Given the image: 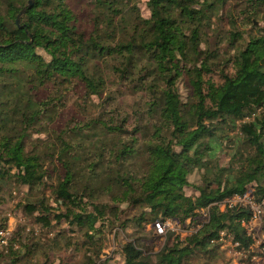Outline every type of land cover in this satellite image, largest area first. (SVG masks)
Returning a JSON list of instances; mask_svg holds the SVG:
<instances>
[{
  "label": "trees",
  "instance_id": "1",
  "mask_svg": "<svg viewBox=\"0 0 264 264\" xmlns=\"http://www.w3.org/2000/svg\"><path fill=\"white\" fill-rule=\"evenodd\" d=\"M32 1L27 8L29 0H0V185L11 182L27 192L46 187L51 167L45 163L56 158L60 175L50 186L57 209L45 198L26 207L38 211L35 220L44 226L53 228L52 220L56 224L64 220L70 230L80 232L82 242L75 241L72 246L73 250L89 249L86 264L97 262L98 252L92 248L103 225L109 223L106 212L113 210L116 215L122 204L139 212L135 223L140 225L166 218L184 221L196 210L242 194L247 187H254L257 197L264 195V114L234 125L247 110L264 107V35L250 37L231 62L232 72L223 70L216 83L209 62L213 53L198 49L199 27L214 14L221 0H147V19L138 15L134 7L137 0H87L95 11L94 28L88 35L78 30L67 0ZM251 1L256 2L251 14L253 7L264 5V0ZM22 9L25 12L17 24ZM101 59L118 61V77L140 95V109L131 114L109 111L108 120L99 117L95 122H67L57 131L58 146H48L40 137L34 139V134L48 129L47 124H56L55 114L49 110L52 101L48 96L39 100L37 93L47 87L61 91L79 82L88 102L93 103V97L101 99L107 79L93 64ZM178 82L185 85L184 99ZM227 121L230 131H239V144L232 146V166L220 168L217 160L226 141L230 145L237 139L216 132ZM95 125L102 130L105 142L115 140L108 151L112 162L96 169L102 161V147L98 146L97 160L87 164L93 174L91 183L76 192L71 170L74 147L66 142V132L89 136L88 130ZM67 152L70 160L66 162L63 156ZM136 159L139 174L132 168ZM195 170L203 171L201 185L193 190L197 195L186 196L188 176ZM89 185L90 193L102 191L109 202L90 201L91 210L82 213V195ZM242 218L247 214L220 213L212 208L207 225L165 246L153 258L145 255L149 250L138 240L125 243L122 263L193 264L196 257L210 260L218 252L224 254L211 244L221 230L232 233L240 247L247 248L251 240L240 226ZM60 231L57 239L65 233ZM23 239L17 250L0 255L8 259L6 263L17 264L30 256L32 250L23 246ZM39 258L36 255L34 263ZM42 258L40 264H45L47 256Z\"/></svg>",
  "mask_w": 264,
  "mask_h": 264
},
{
  "label": "rangeland",
  "instance_id": "2",
  "mask_svg": "<svg viewBox=\"0 0 264 264\" xmlns=\"http://www.w3.org/2000/svg\"><path fill=\"white\" fill-rule=\"evenodd\" d=\"M67 1L76 17L78 30L88 35L91 29L94 28L95 11L92 9V5L87 0ZM146 1L147 0H137L134 5L138 15L142 19L149 18ZM255 3L256 2L251 0H221V3L216 5L214 14L210 15L208 20H204L203 24L199 27L201 41L199 42L198 49L199 51L204 50L205 52L209 50L210 53H213L209 62L214 68L212 73V80L214 82L218 83L219 75L223 70L229 73L232 72L233 67L231 62L234 61L238 52L246 47L250 37L264 35V31H262L264 27V5L262 4L258 8L253 7L254 12L251 14V7L254 6ZM250 22H253V24L251 25ZM233 24L235 25L234 28ZM189 33V31L186 32V34ZM42 56L48 60V57L43 54ZM194 60L195 58L191 59L192 62H194ZM96 62L97 65L95 63L93 64L99 66L98 69L103 71V77L107 79L105 80L106 85L101 99L93 97L90 98L93 103L88 102L89 98L84 95L83 87L79 82L71 83L69 86L62 88L61 91L51 87L43 88L42 91L37 93V98L44 101L46 100V96H48V99L52 101L49 110H51V113L55 114L56 124L51 126L44 120L42 126L45 128L47 124L48 129H41L44 132L34 134V139L40 137L46 141V145L55 144L58 146L57 131L67 122L69 125L72 124V120L95 122L99 117L108 120L109 111L114 112L117 109L131 114L140 109L139 102L142 100L140 95L134 94L129 82H122L118 77L115 69L118 61L115 59H101L99 61L96 60ZM177 86L182 99H184L186 97L185 85L183 82H178ZM245 114L246 115L241 120H238L234 124L235 126H240L242 124L241 122H245V118H248L249 121L258 118L264 114V107L252 108L251 110H247ZM111 115H113V113H111ZM228 123L227 121L226 124H221L216 129V132H218L220 136L223 134L229 135L232 139L240 136L236 128H233L232 131L228 129ZM132 124L131 120L129 126L131 127ZM71 127H73V125H71ZM94 127L95 128L88 130L89 136L66 132V142L74 147L71 152L75 160L71 165V170L73 171L72 187H74L76 192L79 188L83 190L85 185L91 183L93 174L91 173V168L87 164L90 161L97 160V154L99 153L97 151L98 146L101 145L102 147L100 156L102 161L96 169L99 171L101 167L108 166V164L112 162L108 151L113 148L112 142H115V140L105 142L101 133L102 130L99 129V127L97 129V125ZM47 130L48 133L45 132ZM93 133L95 135H93ZM105 136L109 138V136ZM238 141L239 139L237 138L234 143L230 145H228L226 141L224 151L220 153L217 160V164L220 168L232 166V158L235 153V148L232 146H237L239 144ZM46 145L42 146V148L44 149ZM63 158L66 162L70 160L68 152L64 154ZM138 159L134 161L132 166L133 171H137V174H139L140 170V162ZM50 160L45 163V165L51 167L49 172L50 178L46 181V187H35L33 190L27 192L25 187L16 184L12 185L11 182L0 185L1 221L6 222L8 218L12 219L15 227L14 243H16L19 248L20 238L23 237V246L32 250L27 259H23L17 264L43 263V255L47 256L45 264H86L85 261L88 260L90 256L89 249L79 248L78 250H73L72 246L75 241L82 242V236L78 234L80 232H73L70 230L69 223L64 220H61L59 224H56V221L52 220L50 226H53V228L44 226L39 221L35 220L38 211L33 212L26 207L28 204L37 203L42 198H45L48 200V203L52 204V189L50 185L51 183L57 182L60 175L59 169L61 167L59 164L55 163L56 158H54V161ZM202 172V170H195L188 176L189 187L184 189V194L186 196L197 195V192L193 190L201 185ZM91 188L92 187L89 185V188L83 193V203L81 204L82 207L79 212H89L91 210L90 201L97 200L103 204L109 202L107 196L102 191L97 194L90 193ZM112 195L114 194L112 193ZM52 206L57 209L54 204H52ZM112 206L113 205L110 204V207ZM138 214V211L128 208L126 204L119 206L116 215L113 210L111 212H109V210L106 212L109 223L103 225L104 227L101 229V235L95 237L96 240H98L97 245L92 248L93 252L96 254L98 252L96 264H123V257L121 255L122 246L128 242L138 240L140 244H144L149 250L145 255H149L153 258L165 246H171L174 241H180L185 238L176 237L173 234H167L163 238L156 237L150 227L151 221H144L140 225L135 223V218ZM147 220H150L149 217ZM60 230H63L65 233L61 238L57 239L56 235L61 232ZM220 250L223 251L224 254L218 252L215 254V257L210 260L196 257L192 260V263L251 264L249 260L253 255H257L259 248L255 246L250 255L242 250L241 254L234 258H231L227 251ZM8 254L0 252V255L6 256ZM36 255L40 258L39 262L34 263V257ZM262 259L263 256L261 255L259 263H261ZM5 260L8 259L0 257V264H9L6 263Z\"/></svg>",
  "mask_w": 264,
  "mask_h": 264
},
{
  "label": "built area",
  "instance_id": "3",
  "mask_svg": "<svg viewBox=\"0 0 264 264\" xmlns=\"http://www.w3.org/2000/svg\"><path fill=\"white\" fill-rule=\"evenodd\" d=\"M245 119V121H249L248 118ZM212 208H215L220 213L230 211L247 212V218L240 220V226L245 230V235L251 242L247 248L240 247L239 242L234 240L232 233L221 230L211 240V244L227 251L231 258L238 257L242 250L250 255L252 249L256 246L259 248L257 255H253L249 261L251 264H264V195L257 197L254 187H247L242 194H233L198 209L195 211L194 216L184 221L176 218H166L155 220L150 227L153 234L159 238H163L167 234H173L180 238L187 237L209 223ZM1 219L0 217V252L8 254L11 250L18 249V245L14 243L15 227L12 219L8 218L6 222H2ZM261 255L263 259L259 263Z\"/></svg>",
  "mask_w": 264,
  "mask_h": 264
},
{
  "label": "water",
  "instance_id": "4",
  "mask_svg": "<svg viewBox=\"0 0 264 264\" xmlns=\"http://www.w3.org/2000/svg\"><path fill=\"white\" fill-rule=\"evenodd\" d=\"M33 1L32 0H29L28 2V5H27V8H30L31 5H32ZM25 12V9H22L20 14L17 16V19H16V23L18 24V21H19V18L20 16ZM262 64H264V62L262 61ZM247 213V212H246Z\"/></svg>",
  "mask_w": 264,
  "mask_h": 264
}]
</instances>
